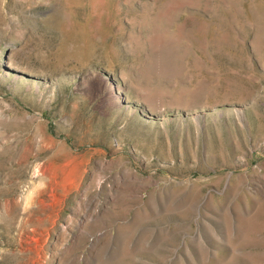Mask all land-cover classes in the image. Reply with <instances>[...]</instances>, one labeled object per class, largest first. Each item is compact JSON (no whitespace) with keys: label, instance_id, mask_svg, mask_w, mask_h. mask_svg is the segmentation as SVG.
Returning a JSON list of instances; mask_svg holds the SVG:
<instances>
[{"label":"rangeland","instance_id":"374dc122","mask_svg":"<svg viewBox=\"0 0 264 264\" xmlns=\"http://www.w3.org/2000/svg\"><path fill=\"white\" fill-rule=\"evenodd\" d=\"M0 264H264V0H0Z\"/></svg>","mask_w":264,"mask_h":264}]
</instances>
